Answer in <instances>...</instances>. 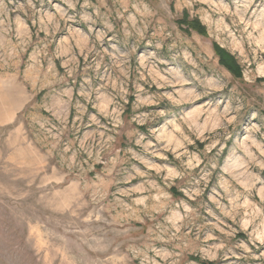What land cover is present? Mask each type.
<instances>
[{
	"label": "rangeland",
	"instance_id": "obj_1",
	"mask_svg": "<svg viewBox=\"0 0 264 264\" xmlns=\"http://www.w3.org/2000/svg\"><path fill=\"white\" fill-rule=\"evenodd\" d=\"M0 264H264V0H0Z\"/></svg>",
	"mask_w": 264,
	"mask_h": 264
},
{
	"label": "trees",
	"instance_id": "obj_2",
	"mask_svg": "<svg viewBox=\"0 0 264 264\" xmlns=\"http://www.w3.org/2000/svg\"><path fill=\"white\" fill-rule=\"evenodd\" d=\"M225 62V60H223Z\"/></svg>",
	"mask_w": 264,
	"mask_h": 264
}]
</instances>
